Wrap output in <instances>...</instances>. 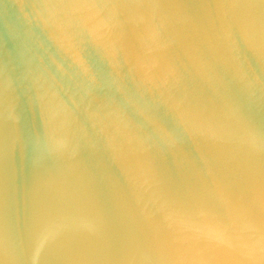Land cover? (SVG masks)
<instances>
[{"label":"water","instance_id":"95a60500","mask_svg":"<svg viewBox=\"0 0 264 264\" xmlns=\"http://www.w3.org/2000/svg\"><path fill=\"white\" fill-rule=\"evenodd\" d=\"M0 264H264V0H0Z\"/></svg>","mask_w":264,"mask_h":264}]
</instances>
